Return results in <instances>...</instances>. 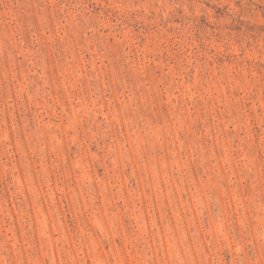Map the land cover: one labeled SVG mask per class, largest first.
Returning a JSON list of instances; mask_svg holds the SVG:
<instances>
[{
  "label": "rangeland",
  "instance_id": "1",
  "mask_svg": "<svg viewBox=\"0 0 264 264\" xmlns=\"http://www.w3.org/2000/svg\"><path fill=\"white\" fill-rule=\"evenodd\" d=\"M0 264H264V0H0Z\"/></svg>",
  "mask_w": 264,
  "mask_h": 264
}]
</instances>
